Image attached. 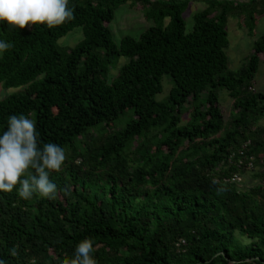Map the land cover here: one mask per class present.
<instances>
[{"label":"trees","instance_id":"16d2710c","mask_svg":"<svg viewBox=\"0 0 264 264\" xmlns=\"http://www.w3.org/2000/svg\"><path fill=\"white\" fill-rule=\"evenodd\" d=\"M194 1L206 7L189 33L192 0H69L74 19L52 29L0 22V41L12 45L0 53V86L15 89L0 100V135L10 115L30 114L40 146L66 152L50 175L54 199L0 190L5 264H62L85 238L97 264H264V185L225 181L247 173L237 167L245 157L264 181V93L253 89L264 33L238 71L226 52L229 19L253 37L264 0ZM128 3L154 25L117 44L110 24ZM76 28L83 38L60 46ZM165 76L172 87L158 100ZM35 82L34 97L21 89ZM222 89L234 100L229 121Z\"/></svg>","mask_w":264,"mask_h":264},{"label":"clouds","instance_id":"9594fccd","mask_svg":"<svg viewBox=\"0 0 264 264\" xmlns=\"http://www.w3.org/2000/svg\"><path fill=\"white\" fill-rule=\"evenodd\" d=\"M69 0H0V22L10 29L46 25L49 29L74 19ZM12 45L0 41V53ZM29 115H10L7 130L0 135V190L31 199L34 194L54 199L57 185L50 180L53 171L60 172L66 160L65 149L56 143L40 146L36 121ZM91 238L81 240L74 255L62 264H97ZM16 255V249L11 250ZM0 264H5L0 260Z\"/></svg>","mask_w":264,"mask_h":264},{"label":"rangeland","instance_id":"374dc122","mask_svg":"<svg viewBox=\"0 0 264 264\" xmlns=\"http://www.w3.org/2000/svg\"><path fill=\"white\" fill-rule=\"evenodd\" d=\"M206 7L205 3L202 1H194L190 3L188 9L184 13V19L186 22V31L189 33L193 30L194 26V14L198 11L203 10ZM154 22L148 20L144 17L143 11L140 6H133L128 4L122 5L116 11V16L113 22L110 24V29L112 31L114 41L119 44L121 39L130 35L133 37H138L142 32H144L149 27L153 26ZM228 36L230 40V45L227 52V59L229 70L238 71L242 65L245 63V58L249 56L254 50V43L258 40L264 33V16L260 17L257 21L255 35L253 37L248 35V31L244 25V22L241 18L231 17L227 24ZM83 38L82 28H76L67 34L65 37L59 40V45L64 47H74L81 39ZM129 60L126 58H121L117 65L111 69V75L116 76L118 70L123 65H127ZM171 79L168 76L164 77V90L158 95V100H163L167 97L172 87ZM38 88V83H31L27 86L21 88L29 96L34 97L36 95ZM254 92L264 93V56L261 55V62L259 69L256 73L254 79ZM14 88L4 89L0 86V100H2L7 95L14 92ZM220 104L222 112L224 115L225 121H229L230 116L233 112L234 100L229 96L226 90L220 91ZM188 116L182 115L181 122L186 124L188 121ZM126 119H123L118 124H110L109 128H121ZM264 124V120L261 121ZM261 169L260 166L256 165V168L251 171L243 174V178L240 184H244V189H249L256 186L258 183L264 185V181L260 182L255 178L256 172H259ZM242 242H247V240L238 235Z\"/></svg>","mask_w":264,"mask_h":264},{"label":"built area","instance_id":"2783aa9c","mask_svg":"<svg viewBox=\"0 0 264 264\" xmlns=\"http://www.w3.org/2000/svg\"><path fill=\"white\" fill-rule=\"evenodd\" d=\"M249 144H250V142H247V143L243 146V148H244V149L247 148V146H248ZM240 154H241L240 156H242V155H243V151H241ZM233 158H234V155H232V156L229 158V161L233 160ZM237 167L239 168V170H240L241 172H243V171H247V172H249V171L254 170V169H255V165H254V157H250V158L245 157V158L240 159V161H239ZM242 178H243V176H242L240 173H235V174H233L230 178H225V181H226V182H229V183H233V184L237 185L238 187H242L243 183L240 184ZM184 244H186L185 240H181V242H179V243L177 244V246L180 247V246H182V245H184Z\"/></svg>","mask_w":264,"mask_h":264}]
</instances>
